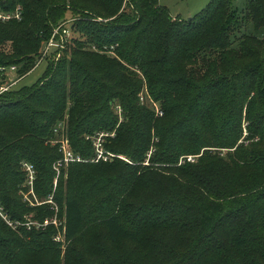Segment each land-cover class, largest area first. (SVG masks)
<instances>
[{
	"label": "trees",
	"instance_id": "obj_1",
	"mask_svg": "<svg viewBox=\"0 0 264 264\" xmlns=\"http://www.w3.org/2000/svg\"><path fill=\"white\" fill-rule=\"evenodd\" d=\"M235 1L212 0L184 20L160 0H2L7 10L20 5L24 17L0 24V68L30 73L69 18L89 48L70 44L58 60L52 54L39 82L0 97V204L12 220L32 211L18 196L20 161L35 165L39 197L53 194V166L63 154L46 142L58 124L67 125L82 159L67 179L63 173L52 199L64 216L66 251L53 240L54 226L17 234L0 222V264H153L128 253L80 252L74 244L86 221L102 222L113 244H158L169 254L159 264H264V0H246L242 9ZM145 86L163 117L141 104ZM244 120L255 140L249 150L238 145ZM100 133L105 151L129 163H85L96 158L87 136ZM212 149H235L230 170L239 166L247 181L201 176L219 162L207 156ZM199 155V164L187 161ZM157 169L175 175L157 181ZM50 208L38 207L33 218L44 223ZM159 230L174 240H158Z\"/></svg>",
	"mask_w": 264,
	"mask_h": 264
},
{
	"label": "rangeland",
	"instance_id": "obj_2",
	"mask_svg": "<svg viewBox=\"0 0 264 264\" xmlns=\"http://www.w3.org/2000/svg\"><path fill=\"white\" fill-rule=\"evenodd\" d=\"M126 1H128V0H126ZM211 1L212 0H160V3L163 6L167 7L173 16L181 17L184 20L185 19L189 20V18H193L198 13H201L211 3ZM235 2L237 4V6L242 9L245 6L246 0H236ZM123 9L125 10L127 8H125V6H124ZM68 21H69V26H70V30H71V37H72L70 46L73 45L76 47L77 46L81 47L83 44L85 47L89 48L88 44L86 43V39H84L79 32H76V33L73 32L74 30L72 28H73L74 20H72V18H69ZM251 30H252V28H251ZM243 31H244V28L242 29V32ZM241 34L242 33L239 32V28H238L237 33H235L234 37L236 36L238 38H241L242 37ZM234 45L236 48H238L239 40L237 42H235ZM90 47H92V46H90ZM44 48H45V46H43V48L41 50V54H42ZM94 50L98 51V50H96L95 47H94ZM111 51H112V49H111ZM66 53H68V52H66ZM108 55L113 56V54L111 52H108ZM51 57H52V55H50L49 58H47L45 61H43L41 56H39L38 61L36 59V65H35L34 69H32V71H30V73H28L27 75H25L23 77L18 75V74L12 75L11 76L12 78H20V77H21V79L23 78L22 81L14 89L20 90L24 87L33 86L35 83L39 82V80L43 77L44 72L46 71L47 66L52 59ZM48 59H50V60H48ZM139 76L143 79V77L141 75H139ZM143 81L146 84V81L144 79H143ZM7 82H8V80H6V83ZM3 94H5V93H3ZM1 95L2 94H0V97H1ZM142 95L147 100V104H146L147 107L150 108L149 102L154 101V100L151 97V95L149 94V90L146 86L143 88V90L141 91L139 96H142ZM157 105L160 107V105L158 103H157ZM113 107H114V111L117 112L118 114H120V116L122 117L123 110L122 111L118 110L116 103L113 104ZM160 109H161V107H160ZM247 126H248V123L246 122V120H244V123H243L244 133H243V137L239 141L238 145H243L246 147V149L249 150V145L255 140H252V139L248 140L249 132L247 130ZM55 128L56 129L54 131V134H55L54 138L51 139L50 141H47L46 145L47 146L51 145L52 147H55V146L59 147V146H61V144L59 145V143L63 142L64 145H66L68 149L73 151V148L70 144V141L68 140L67 135H65V130L67 129V125L65 123H60ZM88 137H90V136H87V139H89ZM91 141H92V139H91ZM256 141H258V139ZM154 151L155 150L153 149L152 151H150L149 155H147V161L144 163L145 166L151 165V163H149V160H150L151 156L155 153ZM59 153L60 154L62 153L60 151V147H59ZM203 153H204V151L201 152L202 155H203ZM208 153L209 154H207V156L215 157V158H217V160L219 162L211 164L210 166H208L204 170H202L201 176L211 177L214 175H218V173H219V174L226 175V181L227 182L229 181L230 183H234L237 180L247 181V179L245 178V177H247V173L245 174L244 170L240 169L239 166H237L233 172H231V170H230L233 168V164H231L232 163L231 154H235V149H231V150L230 149H219V150L218 149H216V150L212 149ZM108 155L110 157L108 164L113 163L116 160H122L126 163H129V160L125 156H120V155H116L113 153H109ZM200 156L201 155L194 156L196 158L187 157V161L191 162L194 165H197L200 163L199 162ZM190 159H192V160H190ZM63 160H64V158L61 157L53 166V170L56 173V177H55V181H54L53 194L50 197L45 198V199H41L39 197V195L37 194L36 187H37L38 173L36 176V181L34 183V186L31 187L28 183V180H27V174L22 169V165H21L23 162H28V161L23 160V161H20V163H19L21 165L20 168H21L22 172L25 174V181H24V183L19 185V191H18V196L20 197L21 201L23 203H25V205L29 209H31L32 211H34V210L36 211V209L38 207H41L43 205H53V209L50 208L51 211L53 212V215H50L48 220H46L48 223L46 224L45 228L40 227V225L37 226V223H39V224H43V223L40 222L39 220H35L33 218L35 211L32 212L29 210L27 212V210H26V211H24V214L22 217L23 221H14L11 219V216L6 211L5 207H3L1 204H0V209L3 210V213L5 215H7L8 219L11 222L17 223L18 226H17V228L10 226L1 217H0V222L5 223L8 228H10L13 232H15L17 234H21L23 232L21 230L24 229L25 227L27 228V226L25 225L27 223H29L30 225H32V227H34L36 229H46L48 226L49 227L54 226L56 233L53 237V240L55 243L60 244L61 247L63 248V250L66 251V245H68V243L65 241V237H64V225H65L64 216H60V214H59L60 210H58L57 205L54 202H52L53 201L52 199H53L54 194H55L56 189H57L58 180L63 175V173H65L64 178L65 179L68 178V172H69V170L73 164V163H65ZM85 163H87V164H99V162L96 161L95 159H92L90 161L86 160ZM183 163H184V158L181 160L180 164H183ZM227 165L230 166L229 169H227ZM34 167H35V165H34ZM171 175H175V174H172L171 172L165 171L164 169H157L156 173H154L152 176H154L156 178V180H157V177L162 178L164 180H167L168 178L171 177ZM108 186L110 189H112V188L117 189L118 188L117 183L108 184ZM136 193L140 197H144V195H145V191H143V190H137ZM156 234H157L158 240H162V241H173L174 240L173 232H162L159 230L156 232ZM178 240H179V243L181 246V238L179 237ZM162 241H160V243H162ZM74 246L80 252H88V251L92 250L93 252H95L97 254L98 251H107L113 255L128 253L129 256L141 257L144 259L145 262L153 263V264L163 263L169 257L168 251L165 249H162L158 244L154 245V246H149V245H146L144 243H139V244L125 243V244L120 245L118 243L113 244L111 242H107L106 229L103 227L102 222H100V221H98L96 223L86 221V225H85L84 231L82 233V236L75 242ZM63 256H64V254H63ZM47 258H51V257H47Z\"/></svg>",
	"mask_w": 264,
	"mask_h": 264
},
{
	"label": "built area",
	"instance_id": "obj_3",
	"mask_svg": "<svg viewBox=\"0 0 264 264\" xmlns=\"http://www.w3.org/2000/svg\"><path fill=\"white\" fill-rule=\"evenodd\" d=\"M24 17L23 8L19 5L16 6L14 9L7 10L4 6L2 0H0V24H8L13 21L21 22ZM71 30L69 26V21H66L59 25L58 27L54 28L53 34L51 39L45 44V48L42 52V60L45 61L47 58H49L50 55L57 53L56 60H58L63 51H65L69 45L71 44ZM18 68L17 66L13 65L10 67H1L0 73L3 77L0 78V81H4L6 83V80L8 82L3 86L0 87V94L7 93L10 90L14 89L21 81L20 78H12L11 76L16 74L17 75ZM23 77V76H22ZM140 101L142 105L147 104L146 98L142 95L140 96ZM147 106V105H146ZM149 107L155 112L157 117H163L164 112L160 109V107L157 105L155 101L149 102ZM107 137L106 134L100 133L93 137H88L90 140L92 139L93 146L96 151V161L103 160L104 162H108L110 160L109 153L105 151L104 149V138ZM60 151L63 154L64 162L65 163H75V162H82V159L78 156H76L73 151L67 148L64 143H59ZM192 160V159H190ZM22 169L27 174V180L31 187L34 186V183L36 181L37 171L33 164H30L29 162H23ZM0 217L3 218L10 226L17 228L18 224L11 222L7 215L3 213V210L0 209ZM48 222L46 221L43 224L37 223V226L40 225V227L45 228L46 224ZM27 228L30 230L32 228V225L29 223L25 224Z\"/></svg>",
	"mask_w": 264,
	"mask_h": 264
},
{
	"label": "crops",
	"instance_id": "obj_4",
	"mask_svg": "<svg viewBox=\"0 0 264 264\" xmlns=\"http://www.w3.org/2000/svg\"><path fill=\"white\" fill-rule=\"evenodd\" d=\"M198 14H199V13H198ZM198 14H197V15H198ZM174 17H175V16H174ZM179 18H181V17H179ZM181 19H182V18H181ZM189 19H190V18H189ZM185 20H186V19H185Z\"/></svg>",
	"mask_w": 264,
	"mask_h": 264
},
{
	"label": "water",
	"instance_id": "obj_5",
	"mask_svg": "<svg viewBox=\"0 0 264 264\" xmlns=\"http://www.w3.org/2000/svg\"><path fill=\"white\" fill-rule=\"evenodd\" d=\"M263 66H264V60H263Z\"/></svg>",
	"mask_w": 264,
	"mask_h": 264
}]
</instances>
